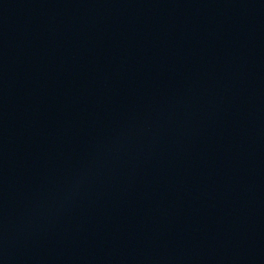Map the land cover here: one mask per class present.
I'll return each instance as SVG.
<instances>
[{"label":"water","instance_id":"95a60500","mask_svg":"<svg viewBox=\"0 0 264 264\" xmlns=\"http://www.w3.org/2000/svg\"><path fill=\"white\" fill-rule=\"evenodd\" d=\"M0 264H264V0H0Z\"/></svg>","mask_w":264,"mask_h":264}]
</instances>
